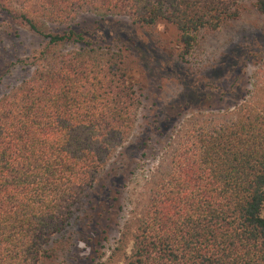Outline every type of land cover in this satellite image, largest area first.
I'll return each instance as SVG.
<instances>
[{"label":"trees","instance_id":"16d2710c","mask_svg":"<svg viewBox=\"0 0 264 264\" xmlns=\"http://www.w3.org/2000/svg\"><path fill=\"white\" fill-rule=\"evenodd\" d=\"M0 12L44 38L14 62L29 74L0 95V264H66L144 103L127 45L72 25L86 13L146 30L170 24L174 60L213 72L219 63H206L246 34L249 13L264 16V0H0ZM222 28L225 48L205 62L201 40ZM131 196L95 264H264V53L238 103L193 110L173 127Z\"/></svg>","mask_w":264,"mask_h":264},{"label":"rangeland","instance_id":"374dc122","mask_svg":"<svg viewBox=\"0 0 264 264\" xmlns=\"http://www.w3.org/2000/svg\"><path fill=\"white\" fill-rule=\"evenodd\" d=\"M245 22L246 34L233 35L227 49L224 43L231 34L227 28L207 34L201 40L203 58L221 46L226 56L229 54L222 61L206 63L207 66L219 63L213 72L202 71L194 62L183 65L174 60L173 54L179 49L178 33L170 24L160 22L146 30L133 25L126 17L100 18L86 13L72 25V28L95 32L94 41L114 43L117 40L127 45L130 59L136 61L129 74L131 80L141 82L144 103L136 130L107 165L95 187L90 223L78 237L76 247L66 254V264H95L98 256L112 245L128 211L127 201L156 164L162 144L173 127L193 110L229 108L246 94L251 71L264 53V16L257 19L249 13ZM0 23L1 95L29 74L28 67L14 62L38 50L44 38L2 12ZM49 27L56 32L67 28L55 24ZM212 58L210 55L204 60L210 62Z\"/></svg>","mask_w":264,"mask_h":264}]
</instances>
